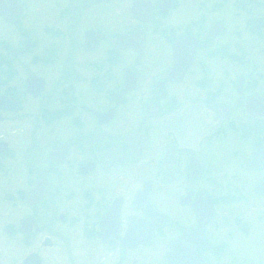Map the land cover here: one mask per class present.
I'll use <instances>...</instances> for the list:
<instances>
[{"label":"flooded vegetation","instance_id":"af4514ba","mask_svg":"<svg viewBox=\"0 0 264 264\" xmlns=\"http://www.w3.org/2000/svg\"><path fill=\"white\" fill-rule=\"evenodd\" d=\"M0 201L13 264H264V0H0Z\"/></svg>","mask_w":264,"mask_h":264},{"label":"rangeland","instance_id":"374dc122","mask_svg":"<svg viewBox=\"0 0 264 264\" xmlns=\"http://www.w3.org/2000/svg\"><path fill=\"white\" fill-rule=\"evenodd\" d=\"M242 206H251V204L249 203H243ZM8 204L0 201V232H1V226L2 224L7 220L6 218L8 217V211L7 208H8ZM9 210V209H8ZM10 244H9V241L7 239V237L5 236V234H1L0 233V264H3L6 262V264H13V254L16 253V251L18 250H15L14 248L12 247H9ZM255 249H258L257 247H255ZM77 251H74L73 254H76ZM62 254H65L64 252H62ZM49 255H52L49 260H52V262H48V264H66L64 262V258L61 260L60 258H55L56 256H59L58 253L56 252H52L51 254ZM55 261H58L57 263H55Z\"/></svg>","mask_w":264,"mask_h":264},{"label":"water","instance_id":"95a60500","mask_svg":"<svg viewBox=\"0 0 264 264\" xmlns=\"http://www.w3.org/2000/svg\"><path fill=\"white\" fill-rule=\"evenodd\" d=\"M209 207H210V203H209ZM208 215H210V214H208ZM207 217H209V216H207ZM193 249H194V248L192 247V248H191V251H189V252L187 251L186 254H185V255L191 256V258H192V260H191L190 262H188L189 264H196V262H197V260H198V258H197V256L195 255ZM196 258H197V259H196ZM30 261H31V263L36 264L34 255H31V256L27 257V259L24 260V263H25V264H26V263L31 264Z\"/></svg>","mask_w":264,"mask_h":264}]
</instances>
